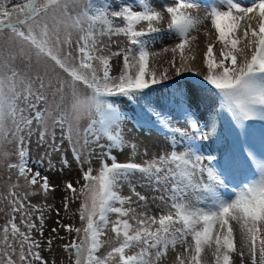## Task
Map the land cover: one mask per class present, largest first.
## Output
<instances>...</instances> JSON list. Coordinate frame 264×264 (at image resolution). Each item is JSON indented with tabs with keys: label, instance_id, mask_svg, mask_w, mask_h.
I'll return each mask as SVG.
<instances>
[{
	"label": "snow or ice",
	"instance_id": "6c2138e0",
	"mask_svg": "<svg viewBox=\"0 0 264 264\" xmlns=\"http://www.w3.org/2000/svg\"><path fill=\"white\" fill-rule=\"evenodd\" d=\"M200 4L209 9L203 17L188 11ZM205 21L221 48L214 55L209 43L205 67L197 70L184 49L190 30ZM5 33L0 167L17 177L0 194L9 217L0 226V264H57L54 244L65 239L61 229L76 233L60 245L67 264H160L169 250L174 264H209V253L212 264H264V0H110L101 6L94 0H0V37ZM165 38L178 39L171 49L182 61L177 66L173 56L175 76L194 73L205 88L178 85L163 100L151 99L153 86L171 79L169 68L157 72L149 66L157 55L151 45ZM33 52L67 79L45 85L31 63ZM121 60L113 74V62ZM46 88L53 89L54 108ZM213 90L218 104L205 94ZM117 96L135 101L144 119L165 131L151 157L142 158L148 157L147 145L140 153L139 141L126 139L125 116L112 102ZM13 143L14 153L5 150ZM213 144L219 147L206 149ZM129 147L130 155L118 159L117 152ZM245 166L255 169V177L242 180L230 195L222 193ZM41 169L80 174L79 190V180L62 182L61 205L67 214L70 203L80 201L82 227L63 223L60 209L46 203L59 185ZM20 179L28 191H16ZM125 185L129 195L122 194ZM35 195L44 203H31ZM150 202L158 214H149ZM53 212L55 226L45 237ZM135 247L140 251L129 254Z\"/></svg>",
	"mask_w": 264,
	"mask_h": 264
},
{
	"label": "rangeland",
	"instance_id": "374dc122",
	"mask_svg": "<svg viewBox=\"0 0 264 264\" xmlns=\"http://www.w3.org/2000/svg\"><path fill=\"white\" fill-rule=\"evenodd\" d=\"M94 2L97 4V6H101L102 4H104V3L108 2V1H106V0H94ZM162 27H166V24L162 25ZM210 30H211L210 33L212 34L211 43L214 44V55H215L216 53L219 52V50L221 48V45H220L219 42L216 41L215 30L213 28H211ZM193 32H194V29L190 30V39L194 36ZM169 35L171 36L172 34H169ZM76 38H77V35L74 33L73 34V39L75 40ZM113 39H117L121 43L125 42V38L124 37H114ZM104 41H105V43H108V40H107L106 37L104 38ZM177 42H178L177 38H165V39L162 40V42H161L160 39H157V41L154 44L151 45V51L154 52V53H157V55L150 56V58H149V66H150V68L151 69H155L157 72L162 71L164 68H169L170 69L168 75H169V77L171 79L169 81H165L162 84L156 85V86H158V87H160V86L161 87H164V86L169 87L171 90H173V92H175V90H176L178 85L184 87L185 90H186L188 83L196 85L198 88H205V86H206L205 83L201 82V77L198 76V75L191 74V75H187V76H185L183 78H179V76H175L174 69L171 68L170 65H171V62L173 60V56L175 55L176 61H177V58L180 55L179 51H177L174 54L172 52V50H171ZM6 44H7V33H5V35L3 37H0V46H6ZM165 49H167V51H165ZM115 50H116V48L113 46L112 47V51H115ZM162 54H165L164 57L167 58L166 60H161L160 57H161ZM31 63H32L33 67L36 68L39 71L40 75H42L44 77L45 85L48 84L49 80H51L53 82V84L58 85L59 81L67 79V74L66 73H63L62 70L58 69L51 62L47 61L44 58H40L38 60L37 57L35 56L34 52L32 53V61H31ZM121 63H122V60L119 61V67H120ZM17 64L20 67H23V64L19 61V59L17 61ZM119 67H118L117 71H114V74L118 73ZM203 67H205V66L203 65L201 67V69ZM38 83L39 82L37 81V84ZM156 86H153V87H156ZM173 92H171V93H173ZM46 94L48 96L49 103L54 108L55 104L53 102V89L46 88ZM205 94L210 96V97H213V99H214L216 104H218L220 99H221L218 96V94H215L214 90L210 91V92H206ZM112 102L118 107V110L123 115H127V111H128L127 108H129V107L125 108L124 105H126V104H124V103L121 104L122 103V99L121 98H119L118 96L114 97V98H112ZM43 106H44L43 104L40 105V107H43ZM201 107H203V106H201ZM130 109H132V108H130ZM136 115H138V118L136 119L137 123H135V126L133 128H131V127L129 129L126 128V130H128L127 133H128V135H130L128 137V139L130 141H132L134 143L139 141V143H138V151L139 152H143L144 151L142 146H140V140L142 138H141L140 130H138V129H142V130H145V131L148 132V131H152V129H153L152 126L153 127L155 126L158 129V131H157V133L159 135L158 138L163 143L165 135H166L165 131L162 128L158 127L157 125L152 124V123L150 124V122L146 121V119H144V114H140L141 115L140 116L136 112ZM125 120L128 121L129 118L125 116ZM126 123H128V122H126ZM258 123L259 122H257V124ZM59 135H60L59 130H57V137H59ZM59 142H60L59 139H57V143H59ZM4 147H5V150H7L9 152H13L14 153V151H15V144L14 143L13 144H6ZM208 147H219V145H215V144H213L211 146L206 145V149ZM64 148L65 149L69 148L67 140H65V142H64ZM43 150H44L43 148L40 149L41 152H43ZM31 151H32V155L35 156L36 155L35 137H33V144H32ZM126 151H127L126 152V156H129L130 152H131L130 147L127 148ZM155 151L150 153L147 158L151 157V155H153ZM55 155H58V154H54V156ZM11 160L13 162L16 160L15 155H13L11 157ZM33 167L35 168L36 166L33 165ZM45 167H46V165H45ZM93 167L95 168V167H97V165L93 164ZM245 167H246V171L241 173L240 175H238L236 181L233 184H230L227 189H222L221 190L222 193H227V194L230 195V194H232L233 189L237 188L242 180L255 177V174H256L255 173V169L253 167H251V166H245ZM41 174L42 175H49L50 178L54 181V183L56 185H59V187L55 188L54 195L50 196L48 198V200L46 201V203L54 204V206L56 208L60 209V217L63 218V220H62L63 223L72 224L75 227H82L81 221L79 219V215L77 213V209L79 207L80 201L79 200H75V201L71 202L70 203V211L67 214L64 212L63 207L61 205V199L65 195V193L62 190V182H66L69 179L73 180L74 182L79 180V183L75 184V187L77 188V190H79L80 184L83 183L82 179H80V174L75 169L72 172H68L67 170H65L63 175H61L59 173H57V174L48 173V172L44 171V169H41ZM9 176H11V181H9V179H8ZM16 177H17V173H16L15 170H12L11 172H9L5 167H0V194H5V195L7 194V192H8V184L10 182H15L16 181ZM19 184H20V187L18 189H16L17 192L28 191V189H26L24 187L23 179H20ZM137 191L143 192L144 190L141 189L140 187H137ZM122 194H124V195H129L130 194L129 190H128V187L126 185L123 187ZM69 195H70V193H69ZM148 195L151 197V195H153V193L149 192ZM155 195H158V193H156ZM28 199L33 204H38L39 205L41 203H44L43 197L41 195L31 196ZM149 208L151 209V211L149 213L150 215H153V213H157L158 214V209H156L155 205L152 204L151 202L149 204ZM0 209H3L2 211H0V226H2L4 223H6L7 219L9 218L5 214L8 211V204H7L6 200L3 201L2 203H0ZM138 211H139V209H138ZM74 213H77V214L74 215ZM45 215L47 216L48 213L46 212ZM55 219H56V215L53 212L52 213V218L46 220V224L48 225V227L45 229V232H44L45 237L48 236V233H49L51 227L55 226L54 225ZM16 222L19 224V214H17V216H16ZM60 235L62 237H64L65 239L62 240V241L58 240L54 244V248H55V251H56V260H57V264H67V255L68 254L63 252V249L60 247V245L70 241L72 239V237L76 236V233L73 232L71 234V236H70L64 229H61L60 230ZM105 249H107V248H105ZM139 250H140L139 247H135V248H133L131 250V252L129 254L138 252ZM43 255L45 257H49V253L47 251H45L43 253ZM202 255H204V254H202ZM207 255H208V258H209V264H212V261H211V258H210V253L207 254ZM160 264H174V253L171 250H169L168 256L165 257L162 261H160Z\"/></svg>",
	"mask_w": 264,
	"mask_h": 264
},
{
	"label": "bare ground",
	"instance_id": "6f19581e",
	"mask_svg": "<svg viewBox=\"0 0 264 264\" xmlns=\"http://www.w3.org/2000/svg\"><path fill=\"white\" fill-rule=\"evenodd\" d=\"M184 2H191V0H184ZM207 8H205V6H200L198 5L197 7L195 8H191V9H188V11L192 14V15H199L201 17H203L204 15L207 14V12L209 11L208 9L206 10ZM241 26L243 27V22L241 23ZM212 28L211 26V23L210 21H205L203 24H200V25H197L195 28H194V36L189 39L188 43L185 45V49H184V56L187 57V62L189 64H192L194 66V68H196L197 70L201 69V67L203 66V53L204 51H206V47L209 43H211L212 41V34L210 33V29ZM244 46V42L241 41V43L238 45V47H243ZM249 56L251 54V52L249 51ZM165 54H162L161 55V60H166L167 58L164 57ZM195 56L196 57V60L195 62H193L192 60V57ZM242 59V57H241ZM114 71H117L118 67H119V61H114ZM177 66H180V64L182 63L181 59H180V55L179 57L177 58ZM114 71H113V74H114ZM191 74H194V73H191V72H185L183 73L181 76H179V78H183L187 75H191ZM119 97V96H118ZM122 99V103L121 104H126L124 105V107H129L127 108L128 111H127V115H124L126 117L129 118L128 121H126L125 119L122 121L121 123V128L123 130V132L125 133V137L128 139V137L130 135H128L126 128H133L135 126V123L136 122V119L138 118V115H136V112L137 114H143L141 112V110L132 102V101H126L127 98H123V97H119ZM118 108V107H117ZM132 108V109H130ZM141 116V115H140ZM139 116V117H140ZM128 122V123H126ZM151 124V123H150ZM152 131H145V130H142V129H138L140 130V133H141V140H140V146H142V148L144 149V146L147 145L148 146V155L150 153H152L153 151H155L157 149V146L162 144L161 140L158 138V129L156 127H153L152 126ZM129 140V139H128ZM130 141V140H129ZM132 142V141H130ZM134 143V142H133ZM127 148L124 150L123 153H120V152H117V155H118V159L120 160H124L125 157H126V151ZM140 153H143V152H140ZM142 158H147V157H142ZM135 207V204L133 205ZM154 214H157V213H153ZM110 219H115L114 216L110 217ZM110 225L108 227V229H106V232H108L110 235H111V232H110ZM105 248H107V245L105 246ZM140 251V250H139Z\"/></svg>",
	"mask_w": 264,
	"mask_h": 264
},
{
	"label": "trees",
	"instance_id": "16d2710c",
	"mask_svg": "<svg viewBox=\"0 0 264 264\" xmlns=\"http://www.w3.org/2000/svg\"><path fill=\"white\" fill-rule=\"evenodd\" d=\"M106 1L110 2V0H106ZM116 2L118 3L119 0H116ZM130 2H131V0H130ZM171 92H173V90H171L169 87H166V86H164V87H161V86L158 87V86H156V87H154L153 92L150 93V96H151V99H153V100H156L158 98L161 99V100H163V98L165 96H170L171 95ZM136 105H137V103H136ZM138 107H140V106H138Z\"/></svg>",
	"mask_w": 264,
	"mask_h": 264
}]
</instances>
